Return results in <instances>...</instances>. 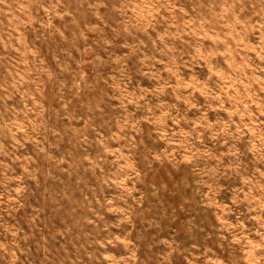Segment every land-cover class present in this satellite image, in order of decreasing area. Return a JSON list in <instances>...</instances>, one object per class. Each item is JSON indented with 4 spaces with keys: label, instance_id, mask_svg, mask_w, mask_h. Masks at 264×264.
I'll return each instance as SVG.
<instances>
[{
    "label": "rangeland",
    "instance_id": "rangeland-1",
    "mask_svg": "<svg viewBox=\"0 0 264 264\" xmlns=\"http://www.w3.org/2000/svg\"><path fill=\"white\" fill-rule=\"evenodd\" d=\"M0 264H264V0H0Z\"/></svg>",
    "mask_w": 264,
    "mask_h": 264
}]
</instances>
